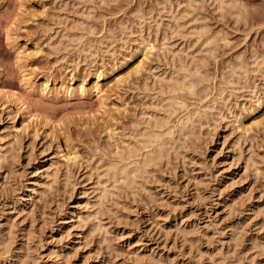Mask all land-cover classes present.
Returning a JSON list of instances; mask_svg holds the SVG:
<instances>
[{
    "label": "rangeland",
    "instance_id": "1",
    "mask_svg": "<svg viewBox=\"0 0 264 264\" xmlns=\"http://www.w3.org/2000/svg\"><path fill=\"white\" fill-rule=\"evenodd\" d=\"M219 2L0 0V264H264V0Z\"/></svg>",
    "mask_w": 264,
    "mask_h": 264
},
{
    "label": "bare ground",
    "instance_id": "2",
    "mask_svg": "<svg viewBox=\"0 0 264 264\" xmlns=\"http://www.w3.org/2000/svg\"><path fill=\"white\" fill-rule=\"evenodd\" d=\"M1 1H4V0H1ZM220 2V5L223 7V4H225V2H224V0H219ZM218 4V3H217ZM230 5V4H229ZM177 16V15H176ZM184 16V15H183ZM183 26V25H182ZM182 34V33H181ZM9 37V36H8ZM8 39H10V37L8 38ZM211 39V38H210ZM63 45V44H62ZM187 57V56H186ZM193 60L195 61V58H193ZM206 60V59H205ZM192 61V60H191ZM194 61H192V62H194ZM173 62V61H172ZM181 64V63H180ZM179 64V65H180ZM190 65V64H189ZM194 65H196V69L195 68H193L194 69V71H191V70H189L188 68H183V66H182V64H181V66H180V70H174L175 72L174 73H172L173 75H171L172 77H170L171 79H169V80H167V82L166 83H164V85L162 84V85H160L159 87L160 88H162V90L164 91V89H166V91H176V90H178L179 88H180V90L181 89H186L187 91L188 90H190V93H193V92H195V87H196V79L198 78L197 77V75L199 74L198 73V71H199V69L200 68H198V64L196 63V64H194ZM201 72V71H200ZM232 82V81H231ZM239 85V84H238ZM176 89V90H175ZM98 90V89H97ZM96 89H95V91H97ZM177 93V92H176ZM169 98V97H168ZM165 99V98H164ZM168 100V99H167ZM168 102V101H167ZM173 103V102H172ZM169 105V104H168ZM178 105V104H177ZM169 107V106H168ZM162 108V107H161ZM172 108V107H171ZM166 111V110H165ZM199 115V114H198ZM168 116V115H167ZM196 118V117H195ZM182 119V118H181ZM194 119V118H193ZM190 116L189 117H187L186 118V120H182L184 123H183V130L181 129V131L183 132V133H185L187 130L189 131V130H191L193 127H192V125L193 124H196L199 120H198V116H197V120L195 119V120H193ZM199 119H201V117L199 118ZM167 120V119H166ZM150 121V120H149ZM159 121V120H158ZM196 123H195V122ZM201 121V120H200ZM157 124V123H156ZM159 124V123H158ZM158 124H157V126H158ZM156 126V125H155ZM182 127V126H181ZM151 128V127H150ZM157 128V127H156ZM151 130V129H150ZM182 133V134H183ZM153 133H150V132H144V133H142L141 135H142V137H141V139H143L141 142H143L144 144V147L145 146H148V145H153V155H155L156 154V156H152V157H150L152 160L154 159L155 160V158H157V157H161L163 154H169V149L166 147V149H162V148H159V147H162V146H159V147H157V144L156 145H154L155 144V140H154V136L152 135ZM182 134H180V135H182ZM184 135V134H183ZM199 135V134H198ZM160 138V137H159ZM194 138V137H193ZM177 141V140H176ZM183 141V140H182ZM154 143V144H153ZM142 145V146H143ZM161 145H163V144H161ZM156 146V147H155ZM173 146V145H172ZM171 146V147H172ZM145 148H147V147H145ZM151 148V147H150ZM173 148V147H172ZM151 150V149H150ZM149 150V151H150ZM128 151V150H127ZM124 152V151H123ZM140 152V151H139ZM152 152V151H151ZM127 153V152H126ZM132 153V152H131ZM128 154V153H127ZM126 154V155H127ZM139 154V153H138ZM146 155V154H145ZM122 156H124L123 154H121V158H122ZM153 157H155V158H153ZM164 157V156H163ZM166 157V156H165ZM125 158V157H124ZM123 161V160H122ZM149 161V160H148ZM148 161L146 162V160L144 161V162H142V164H140L139 166H133V168H129V165L127 166L126 165V163H123L122 165H117V166H110V167H107L105 170H104V172H105V174H106V177L108 176V178L107 179H111V177H113V178H123V179H127L128 181L129 180H135L138 176H142V173L144 172V171H146L147 169V167L146 166H148ZM124 162V161H123ZM152 162H154V161H152ZM150 164V163H149ZM51 165V164H50ZM146 169V170H145ZM54 173V172H53ZM145 173V172H144ZM55 175V174H54ZM105 176V175H104ZM115 180V179H114ZM140 181V180H139ZM108 182V181H107ZM128 184H129V182H128ZM101 204V203H100ZM102 210V209H101ZM5 247V246H4ZM4 249V248H3ZM9 251V250H8Z\"/></svg>",
    "mask_w": 264,
    "mask_h": 264
}]
</instances>
